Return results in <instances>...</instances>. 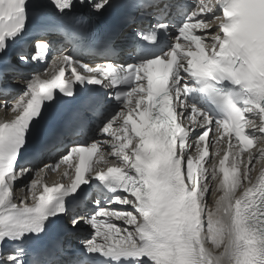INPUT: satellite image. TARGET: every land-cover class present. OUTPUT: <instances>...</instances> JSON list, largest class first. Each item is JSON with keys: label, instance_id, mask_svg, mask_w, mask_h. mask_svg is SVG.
<instances>
[{"label": "snow or ice", "instance_id": "snow-or-ice-1", "mask_svg": "<svg viewBox=\"0 0 264 264\" xmlns=\"http://www.w3.org/2000/svg\"><path fill=\"white\" fill-rule=\"evenodd\" d=\"M123 7L120 0H0V108L16 113L0 123V264H80L57 258L50 237L85 225L95 232L83 241L84 250L102 256L103 264H264V172L254 181L252 167H239L264 160V147L241 159L254 141H264V0H192L175 25L162 19L138 32L148 43L127 63L90 67L70 53L53 62L58 74L52 67L40 71L54 46L45 35L53 18L76 15L111 29ZM29 28L37 37L31 45ZM198 28L207 31L194 34ZM181 39L197 51L181 55ZM65 65L71 69L67 81ZM77 66L117 86L109 99L118 107L110 114L103 101L81 97L76 84L103 81L81 75ZM18 77L22 85L14 83ZM11 87L19 92L5 95ZM92 115L100 117L95 135L68 146L59 159L91 157L108 145L104 152L115 160L101 155L106 167L90 170L81 155L69 184L45 185L32 193L31 205L27 197L17 203L14 183L32 172L20 162L39 159L65 136L80 133ZM210 133L216 143L229 134V152L233 138L240 146L231 170L228 154L220 161L226 191L215 212L205 195L216 179L215 164L210 172L199 163L213 143ZM193 151L200 152L195 163ZM58 163L44 167L54 170ZM39 183L32 179L27 187ZM96 187L106 194L93 211L79 214L66 202ZM209 239L224 252L214 254ZM25 245L34 247L36 258H27Z\"/></svg>", "mask_w": 264, "mask_h": 264}, {"label": "bare ground", "instance_id": "bare-ground-1", "mask_svg": "<svg viewBox=\"0 0 264 264\" xmlns=\"http://www.w3.org/2000/svg\"><path fill=\"white\" fill-rule=\"evenodd\" d=\"M14 83L22 85V81H17L16 80ZM3 114H5V116H6L5 118L6 119H11V118H13L16 115V113H13V112L9 111L7 108H2L0 110V119H1V115H3ZM252 168L254 170V169H257L258 166H254L253 165ZM29 176L30 175L26 176L25 178L28 179ZM33 179H37V180L40 181V183L37 184V186L34 189H30L29 187H27V185L24 184L25 180L22 181V185H20L18 187V190H19L18 192L22 193V198L21 199L27 197L26 201L30 202V204L33 203L32 193L35 192L37 194L39 192L40 187H41L43 182H46L48 184L57 183L58 181H60V175L59 174H50L48 171H39L38 173H36L33 176ZM208 193H211V197H209V198L207 196V193L205 194L206 198L208 200V206L213 212H215L216 205L221 201V198H222L221 197V190H220V188L217 185H215L211 189H209ZM206 247L210 248L213 251L214 254H220V253L224 252L223 244H221L220 247L217 248L215 245L212 244L210 239H209Z\"/></svg>", "mask_w": 264, "mask_h": 264}, {"label": "rangeland", "instance_id": "rangeland-1", "mask_svg": "<svg viewBox=\"0 0 264 264\" xmlns=\"http://www.w3.org/2000/svg\"><path fill=\"white\" fill-rule=\"evenodd\" d=\"M33 179V178H32Z\"/></svg>", "mask_w": 264, "mask_h": 264}]
</instances>
